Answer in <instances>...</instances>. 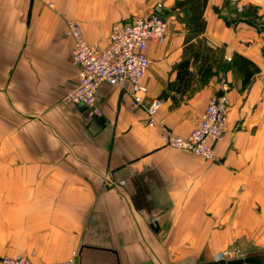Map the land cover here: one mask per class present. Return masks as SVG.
<instances>
[{"label": "crops", "instance_id": "crops-1", "mask_svg": "<svg viewBox=\"0 0 264 264\" xmlns=\"http://www.w3.org/2000/svg\"><path fill=\"white\" fill-rule=\"evenodd\" d=\"M174 2L165 0L168 9ZM142 4L0 0V257L215 264L241 245L264 258V0H207L200 35L229 68L203 84L195 75L185 94L174 89V68L186 29L172 26L165 43L147 47L145 106L160 101L154 123L104 83L99 124L65 99L78 84L65 20L103 46L112 25L131 22ZM224 86L230 109L215 160L163 144L165 129L186 135Z\"/></svg>", "mask_w": 264, "mask_h": 264}, {"label": "built area", "instance_id": "built-area-1", "mask_svg": "<svg viewBox=\"0 0 264 264\" xmlns=\"http://www.w3.org/2000/svg\"><path fill=\"white\" fill-rule=\"evenodd\" d=\"M64 34L71 38V60L78 66V84L65 97L69 102L85 107L88 115L99 114L96 107V92L101 84L119 86L131 99L133 107H145L148 124H153L160 101L151 99L145 106L148 88L143 82L150 66L147 47L163 44L169 29L165 6L156 3L151 13L131 22L112 26L103 46L89 43L79 22L68 18ZM230 101L227 88L212 96L197 124L186 134L179 135L165 129L161 140L169 147L191 152L206 161L215 159V145L223 138ZM222 260H236L246 255L238 249L223 252ZM3 264H34L27 256L5 257ZM48 264H74L72 258Z\"/></svg>", "mask_w": 264, "mask_h": 264}, {"label": "rangeland", "instance_id": "rangeland-1", "mask_svg": "<svg viewBox=\"0 0 264 264\" xmlns=\"http://www.w3.org/2000/svg\"><path fill=\"white\" fill-rule=\"evenodd\" d=\"M156 3H162L165 6V16H166L167 25H168V29L169 30H171L172 26L177 27V26H180L181 24L185 27V29H186L185 30V43L187 45L186 52H189V49H190V46L189 45H191V44L194 45V49H201L202 48L204 51L205 50H209V48L211 49L208 52L209 67L205 69V72H204L203 76L200 78L199 83L203 84V83L207 82V80L209 81L212 76H217V75L220 74V72H223L227 68H229V65L227 64L229 62H227V60L223 58V51H221V48L220 47L219 48L218 47L217 48H211V47H209L207 45V43L205 42V38H203L201 35H199L198 33H196V31L192 30V28L188 27L187 26V22L189 20H188L187 13H184V12H182L180 10L179 11L178 10H174L175 2L170 7L171 9H168L167 8V4H165V0H143V4L140 7V10L141 11H139V12H137L135 14H132L131 17H135L136 16L135 18H138V17H142V16H145V15L151 13L152 10H153V6L156 5ZM171 11H173V12H171ZM109 33H110V31H109ZM177 100L178 99H173V102H177ZM204 110H205V108H204ZM204 110H203V112H204ZM169 132H172V131H169ZM166 146L169 147L168 145H166ZM170 148H172V147H170ZM174 149H176V148H174ZM180 150H182V149H180ZM231 249H238L239 251L243 252L246 255V257H247V253L248 252L244 249V247H242L241 245H230V246H227L226 248H224L219 253L220 254L219 257H218L219 259L217 261H215V264H218L219 262L223 261L222 260V258H223L222 255H223V252L224 251H228V250L230 251ZM18 255H21V254H18ZM18 255H16V256H18ZM24 256H27V255H24ZM76 256H77L76 255V252H74L73 255H72V257H71L72 260H73V262H74V264H77ZM5 257H14V256H8V255L1 256L0 257V264H3V259ZM27 257L30 259L29 256H27ZM61 261H64V260H61ZM225 261H228V260H225Z\"/></svg>", "mask_w": 264, "mask_h": 264}, {"label": "trees", "instance_id": "trees-1", "mask_svg": "<svg viewBox=\"0 0 264 264\" xmlns=\"http://www.w3.org/2000/svg\"><path fill=\"white\" fill-rule=\"evenodd\" d=\"M207 0H177L174 5V10H180L184 13H187L188 22L187 26L196 31L199 35L205 30V21L203 19V12L205 10ZM186 26V27H187ZM189 52H186V43L183 48V58L175 65L176 73V82L174 89L176 92L185 94L191 89L195 75L203 76L205 69L209 67V57L208 52L211 50L194 49V45H189ZM232 61V60H231ZM245 59L238 57L236 69L242 72L244 67ZM227 62H229L227 60ZM241 64V66H240ZM244 66V65H243ZM191 67L195 68V71H192Z\"/></svg>", "mask_w": 264, "mask_h": 264}, {"label": "water", "instance_id": "water-1", "mask_svg": "<svg viewBox=\"0 0 264 264\" xmlns=\"http://www.w3.org/2000/svg\"><path fill=\"white\" fill-rule=\"evenodd\" d=\"M83 109L86 110L85 107H83ZM92 118L95 119L99 124H102L104 122V118L102 116L93 114ZM154 226H156V223H154ZM210 264H214V263H210ZM218 264H264V258L262 255L247 256L242 259L221 261Z\"/></svg>", "mask_w": 264, "mask_h": 264}]
</instances>
